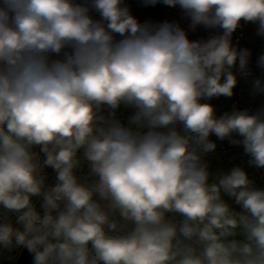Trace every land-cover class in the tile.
Returning a JSON list of instances; mask_svg holds the SVG:
<instances>
[{
  "label": "clouds",
  "instance_id": "clouds-1",
  "mask_svg": "<svg viewBox=\"0 0 264 264\" xmlns=\"http://www.w3.org/2000/svg\"><path fill=\"white\" fill-rule=\"evenodd\" d=\"M0 0V253L32 264H264V103L217 114L252 51L233 42L264 0ZM205 30L207 37L189 33ZM264 73V53L255 61ZM264 96V77L251 81Z\"/></svg>",
  "mask_w": 264,
  "mask_h": 264
},
{
  "label": "built area",
  "instance_id": "built-area-1",
  "mask_svg": "<svg viewBox=\"0 0 264 264\" xmlns=\"http://www.w3.org/2000/svg\"><path fill=\"white\" fill-rule=\"evenodd\" d=\"M130 6L132 13L141 21H152L154 23L168 21L180 22L187 27V21L182 20L181 13L178 8H170L162 5V15L160 17L153 16V10L156 6L145 7L142 0H126ZM190 38L197 39L207 37L208 33L203 29H198L195 33H189ZM233 42L238 43L239 47H246L252 51V60L250 68L253 75L251 77H241L237 71L238 86L234 89L235 95L231 99L221 97L211 101L217 108V114H222L224 111L230 110L233 105L239 108H254L259 104L264 103V96H251V81L256 77H264V73L256 67V58L264 53V38L258 37L255 34L254 25H244L234 33ZM217 143V149L214 154L221 158L222 167L224 170L232 166L240 165L245 167L250 177L255 180L258 186L264 187V170L256 169L247 164L248 157L244 155L241 147L231 145L228 141H219L215 136L211 137ZM1 255V254H0Z\"/></svg>",
  "mask_w": 264,
  "mask_h": 264
},
{
  "label": "trees",
  "instance_id": "trees-1",
  "mask_svg": "<svg viewBox=\"0 0 264 264\" xmlns=\"http://www.w3.org/2000/svg\"><path fill=\"white\" fill-rule=\"evenodd\" d=\"M217 156L218 155H216V154H211L209 157H207V159L210 162V166L212 165L213 171L215 170L213 166L216 163L215 158ZM220 165H222V163ZM20 250H21V248L14 250L12 253H7V252L0 253L1 254L0 255V259H1L0 264H15L16 258L18 257Z\"/></svg>",
  "mask_w": 264,
  "mask_h": 264
},
{
  "label": "water",
  "instance_id": "water-1",
  "mask_svg": "<svg viewBox=\"0 0 264 264\" xmlns=\"http://www.w3.org/2000/svg\"><path fill=\"white\" fill-rule=\"evenodd\" d=\"M162 15V5L157 4L153 10L154 17H160ZM15 264H32V255L27 249L22 248Z\"/></svg>",
  "mask_w": 264,
  "mask_h": 264
},
{
  "label": "rangeland",
  "instance_id": "rangeland-1",
  "mask_svg": "<svg viewBox=\"0 0 264 264\" xmlns=\"http://www.w3.org/2000/svg\"><path fill=\"white\" fill-rule=\"evenodd\" d=\"M215 161H216V163H215V165L213 166L214 167V169L215 170H218V169H223V167H222V165H220L221 164V159H220V157L219 156H217L216 158H215ZM211 168H212V165H211ZM214 170V171H215ZM22 249V248H21ZM21 251V250H20ZM19 254H20V252H19ZM19 254H18V256H19ZM18 258V257H17ZM17 258H16V260H17ZM1 260V259H0ZM15 263H16V261H15Z\"/></svg>",
  "mask_w": 264,
  "mask_h": 264
}]
</instances>
